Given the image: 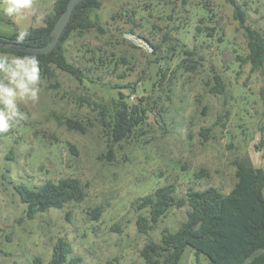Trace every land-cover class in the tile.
<instances>
[{
	"label": "rangeland",
	"instance_id": "rangeland-1",
	"mask_svg": "<svg viewBox=\"0 0 264 264\" xmlns=\"http://www.w3.org/2000/svg\"><path fill=\"white\" fill-rule=\"evenodd\" d=\"M55 1L34 0L14 22L0 0V34L44 24ZM238 1L246 23L264 33V0ZM96 14L104 32H74L66 42L83 80L55 66V77L41 72L38 101L18 100L24 118L0 133V264H49L60 237L71 243V255L83 257L81 264H145L144 244L160 241L165 227L176 231L189 207H171L142 233L137 219L148 214L138 208L144 196L171 183L177 197L190 186L228 193L237 159L264 169V69L253 71L241 60L249 52L247 32L231 3L102 0ZM187 50L198 61L193 70ZM215 75L222 77L221 93L210 90ZM119 91L149 111L134 133L113 143L107 115ZM70 118L84 131L70 128ZM67 176L82 181L85 199L28 218L14 184L33 187ZM207 261L188 247L179 264Z\"/></svg>",
	"mask_w": 264,
	"mask_h": 264
},
{
	"label": "trees",
	"instance_id": "trees-1",
	"mask_svg": "<svg viewBox=\"0 0 264 264\" xmlns=\"http://www.w3.org/2000/svg\"><path fill=\"white\" fill-rule=\"evenodd\" d=\"M70 0H56L53 11L46 15L44 24L31 27L24 43L31 46H43L52 39V31L57 19L66 10ZM234 7V16L245 27L249 52L241 60L249 62L253 71L264 69V33L247 24V12L238 0H226ZM102 7V0H83L76 5L72 16L55 48L49 53H33L24 50L4 49L21 57H36L40 70L48 78L55 77L54 66L83 80L84 71L68 59L66 42L74 32L84 33L91 29L104 32L105 27L100 17L92 14ZM19 31L11 34H0L2 41H15ZM185 61L189 70L197 68L198 61L193 52ZM165 76V71L162 72ZM216 82L211 86L213 93L223 92L224 84L220 75L214 76ZM128 87V85H124ZM122 87V86H121ZM127 96L119 91L108 113V127L111 141L117 143L127 139L138 126L147 119L149 109L140 104H130ZM66 123L70 128L84 131L82 124L74 119ZM207 130V129H203ZM263 144V143H262ZM237 181L233 188L224 193L216 186L196 189L190 186L186 195L177 197L174 183L155 189L152 194L143 197L139 209L148 208V214L140 213L137 219L138 229L148 233L166 215L171 207L188 206L187 217L176 231L165 227L160 241L148 240L141 249L145 264H179V261L190 247L199 256L207 257L206 264H264V169L237 159ZM21 201L26 204V215L34 218L39 212L50 208H62L69 202H82L86 189L82 181L73 176L62 177L58 181L47 180L29 186L24 182L14 184ZM94 216L100 218L102 208L93 209ZM72 245L60 237L53 246L49 264H81V255H71ZM109 260L108 264H115ZM39 261V259H38Z\"/></svg>",
	"mask_w": 264,
	"mask_h": 264
},
{
	"label": "clouds",
	"instance_id": "clouds-1",
	"mask_svg": "<svg viewBox=\"0 0 264 264\" xmlns=\"http://www.w3.org/2000/svg\"><path fill=\"white\" fill-rule=\"evenodd\" d=\"M34 0H4L3 14L19 22L23 14L31 10ZM29 33L21 29L16 35L23 44ZM0 133L7 132L11 124L24 118L17 101L36 103L42 83L39 61L36 57H9L0 55Z\"/></svg>",
	"mask_w": 264,
	"mask_h": 264
},
{
	"label": "water",
	"instance_id": "water-1",
	"mask_svg": "<svg viewBox=\"0 0 264 264\" xmlns=\"http://www.w3.org/2000/svg\"><path fill=\"white\" fill-rule=\"evenodd\" d=\"M83 0H70L66 10L61 14V16L57 19L53 31H52V39L43 46H31L26 43L18 44L17 41H2L0 40V48L4 49H16V50H24L27 52L33 53H49L51 52L57 43L59 42L71 16L73 10L76 5L79 4Z\"/></svg>",
	"mask_w": 264,
	"mask_h": 264
}]
</instances>
